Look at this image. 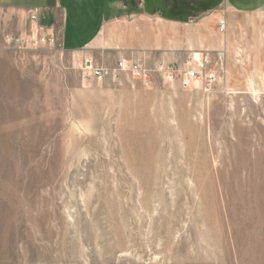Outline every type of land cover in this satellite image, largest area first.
<instances>
[{
    "label": "rangeland",
    "instance_id": "rangeland-1",
    "mask_svg": "<svg viewBox=\"0 0 264 264\" xmlns=\"http://www.w3.org/2000/svg\"><path fill=\"white\" fill-rule=\"evenodd\" d=\"M235 22L176 64L224 68L212 92L0 39V264H264V13Z\"/></svg>",
    "mask_w": 264,
    "mask_h": 264
},
{
    "label": "crops",
    "instance_id": "crops-1",
    "mask_svg": "<svg viewBox=\"0 0 264 264\" xmlns=\"http://www.w3.org/2000/svg\"><path fill=\"white\" fill-rule=\"evenodd\" d=\"M169 1L0 0V39L35 36L43 33L41 29L53 28L64 52H82V58L97 68L114 69L122 62L148 65L152 59L157 67H176L196 50L197 32L200 39H208L206 30L224 20L213 14L223 5L228 27L233 21L243 27L244 16L264 13V0H225L212 12H197L184 5L185 0L176 5ZM245 1L250 4L244 5ZM255 55L250 51L251 60ZM258 55L264 60V52Z\"/></svg>",
    "mask_w": 264,
    "mask_h": 264
},
{
    "label": "built area",
    "instance_id": "built-area-1",
    "mask_svg": "<svg viewBox=\"0 0 264 264\" xmlns=\"http://www.w3.org/2000/svg\"><path fill=\"white\" fill-rule=\"evenodd\" d=\"M228 29L226 21L220 23V32L225 33ZM43 33L38 32L35 36L25 37H5V43L9 46L26 45V44H49L52 46L59 45V38L53 28L41 29ZM127 68V64L122 62L119 64V68L116 71L110 69L96 68L93 62H86L84 67V75L87 78L103 79L112 76L117 71H124ZM221 73L217 70H212L206 59L193 58L184 69L160 65L158 72L164 76L169 82L180 80L184 87L190 88L195 83H202L205 86V90L212 92L219 84L221 79L226 77L225 69H221ZM132 72L135 75H139L143 78L145 85L150 86L152 83L150 77V71L146 69L144 64H133Z\"/></svg>",
    "mask_w": 264,
    "mask_h": 264
},
{
    "label": "bare ground",
    "instance_id": "bare-ground-1",
    "mask_svg": "<svg viewBox=\"0 0 264 264\" xmlns=\"http://www.w3.org/2000/svg\"><path fill=\"white\" fill-rule=\"evenodd\" d=\"M260 186V185H259ZM243 194V193H242ZM242 199V198H241ZM246 207V206H245Z\"/></svg>",
    "mask_w": 264,
    "mask_h": 264
}]
</instances>
